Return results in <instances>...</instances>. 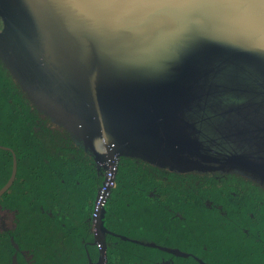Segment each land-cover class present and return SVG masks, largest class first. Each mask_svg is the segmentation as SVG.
<instances>
[{"label": "water", "instance_id": "1", "mask_svg": "<svg viewBox=\"0 0 264 264\" xmlns=\"http://www.w3.org/2000/svg\"><path fill=\"white\" fill-rule=\"evenodd\" d=\"M0 21L1 60L104 167L105 181L127 157L177 173L215 163L264 187V147L253 150L264 145V0H0ZM205 105L219 110L231 143L221 160L203 142L204 115L166 116Z\"/></svg>", "mask_w": 264, "mask_h": 264}, {"label": "flooded vegetation", "instance_id": "2", "mask_svg": "<svg viewBox=\"0 0 264 264\" xmlns=\"http://www.w3.org/2000/svg\"><path fill=\"white\" fill-rule=\"evenodd\" d=\"M1 63L0 57V264H47L55 240L62 256L72 244L84 264H99L97 239L103 264H130L131 247L142 252L133 255L135 264H264V191L246 180L251 176L215 163L208 171L170 173L121 158L105 181L108 173L100 176L62 128L17 97Z\"/></svg>", "mask_w": 264, "mask_h": 264}, {"label": "trees", "instance_id": "3", "mask_svg": "<svg viewBox=\"0 0 264 264\" xmlns=\"http://www.w3.org/2000/svg\"><path fill=\"white\" fill-rule=\"evenodd\" d=\"M1 64H2V67L4 68L5 72L7 73L8 77L12 80V85H13L14 89L17 90V95H18L17 97L20 98V99L22 98L26 103L29 102V103H27L28 104L27 107L32 110V113L41 114L45 121L48 120L51 123H53L51 121L50 117L45 115L43 112L39 111L38 108L30 101V99L28 98L27 94L23 91L21 85L18 84L17 80H15V78L13 76V73L8 69V67H6L4 63H1ZM53 124H55V123H53ZM55 125L58 126L59 128H62L66 132V134L68 136L67 137V141H69L71 143V146L73 148L77 149L82 154V156H84L88 161H90L92 163V166L95 168V171L98 172L100 174V176L101 175L103 176V173H104L105 169L94 158V156L91 155V153L89 151L85 150L83 148L82 144L78 140H76L73 136H71L70 133L65 128H63L61 125H58V124H55ZM121 158H125L127 160L128 159L139 160L137 158L120 157L118 159V161ZM139 161H141V160H139ZM117 162L115 163V169H116ZM143 163H145L149 167H152V168H154L156 170H160L161 171V169H158L157 167L149 165L146 162H143ZM170 173H173V172H170ZM195 173H197V172H195ZM188 174H190V173H188ZM20 178H21V174H19V176H18V179H20ZM246 180L248 182H251L252 184H254L255 186L259 187L260 189H262L264 191V187L257 180H254L252 178H247ZM20 184H21V182H19V185ZM84 228H86V233H88L87 246L89 247V254L92 257L91 261L93 262L97 258L96 257L97 254H96V251H95L94 244L92 242V237H91L92 234L89 232V226L87 227L85 225ZM100 229L103 230L102 225L100 226ZM70 243H72V241H70ZM40 245H41L40 243H32V242H30L28 248H33L34 250H38V251L41 252ZM71 246H72V251L66 257H64L60 253H58L57 241L56 240L53 241V243L51 245V252L45 256V258L47 259L46 260L47 264H84L85 263V259L83 258V255L80 252H78L77 250H75V248H74V246L72 244H71ZM28 248H26V249H28ZM133 255H142V252L140 250L138 251L134 247H131L130 249H128L127 250V256L130 257V264H135V262H136L133 259ZM40 262H42V261H40Z\"/></svg>", "mask_w": 264, "mask_h": 264}, {"label": "rangeland", "instance_id": "4", "mask_svg": "<svg viewBox=\"0 0 264 264\" xmlns=\"http://www.w3.org/2000/svg\"><path fill=\"white\" fill-rule=\"evenodd\" d=\"M1 23V22H0ZM30 72V71H29ZM233 77L229 78V82H231V86H229V88H234L233 83L235 84V80L232 79ZM195 111V113H193ZM197 111H200L199 113ZM217 110L215 106H210V105H205V106H201L199 108L196 107H192L191 110H188L185 114H179V112H169L167 113V117L171 118L173 121H184L185 119L188 120L189 122L191 120L196 119L199 115H204L205 119L204 121L201 123V129L203 131V134L205 136L204 138V144L205 145H213L215 146L214 148L217 147L218 151L221 154H227L231 151V143L228 142L223 134H222V130L223 128H221L219 126V124L222 125V116H220L217 113ZM185 117V118H184ZM224 119V118H223ZM224 121V120H223ZM161 124L159 125L160 128L162 129H168L170 128V130L175 131L178 129L177 126V122H169L165 119H161ZM193 124V123H191ZM255 147L253 148V150H261L263 149L264 145L259 144L254 145ZM253 147V146H252ZM179 151L176 150L175 153H178ZM202 154H204L206 156L205 152H202Z\"/></svg>", "mask_w": 264, "mask_h": 264}]
</instances>
